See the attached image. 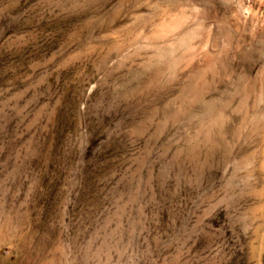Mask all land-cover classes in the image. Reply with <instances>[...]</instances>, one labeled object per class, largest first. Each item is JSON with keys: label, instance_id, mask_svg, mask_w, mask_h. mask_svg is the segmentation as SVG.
Segmentation results:
<instances>
[{"label": "rangeland", "instance_id": "374dc122", "mask_svg": "<svg viewBox=\"0 0 264 264\" xmlns=\"http://www.w3.org/2000/svg\"><path fill=\"white\" fill-rule=\"evenodd\" d=\"M253 0H0V264H264Z\"/></svg>", "mask_w": 264, "mask_h": 264}, {"label": "bare ground", "instance_id": "6f19581e", "mask_svg": "<svg viewBox=\"0 0 264 264\" xmlns=\"http://www.w3.org/2000/svg\"><path fill=\"white\" fill-rule=\"evenodd\" d=\"M250 6H252L253 9L255 8L264 13V0H253Z\"/></svg>", "mask_w": 264, "mask_h": 264}]
</instances>
